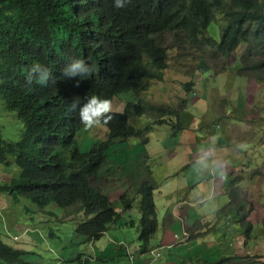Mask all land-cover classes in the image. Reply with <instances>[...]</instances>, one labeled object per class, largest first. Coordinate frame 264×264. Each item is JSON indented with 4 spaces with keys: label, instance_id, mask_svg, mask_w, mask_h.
<instances>
[{
    "label": "clouds",
    "instance_id": "obj_1",
    "mask_svg": "<svg viewBox=\"0 0 264 264\" xmlns=\"http://www.w3.org/2000/svg\"><path fill=\"white\" fill-rule=\"evenodd\" d=\"M156 2L159 3L161 0L134 2L131 0H52L50 4L57 9L58 13L55 14L58 17L56 30L69 34L87 31L96 39V42L87 39L82 51L63 50L51 62L42 64L36 61L30 64L26 69V87L31 88L34 94L32 106L12 108L11 105H14L17 99L15 89L11 90L10 78L0 79V100L8 112L17 113L23 126L19 141H7L2 134L0 140L9 143L22 142L27 148L25 154L17 146L4 149L0 145V211L3 216L14 218L17 217L18 211L24 208L27 214L26 220H30L34 213L52 217L53 213L47 212L50 206L64 209L66 211L64 221H75L77 235L83 238L84 244L94 247L92 254H85L78 259L79 264H111L115 259H126L127 264H159L166 252L169 257L161 264H180L184 258L186 262H190L191 254L184 257L174 254V251L178 245L184 244L182 243L184 239L190 241L186 245L195 247L191 240L199 237L203 239V242L195 254L204 258L205 251L209 248L206 244L207 240L212 232L218 236L221 226L217 225L215 228H209V231H201L202 218L196 210L198 203L195 204L192 200H181L185 198V195L177 184V178L180 175L187 189L190 190L211 178L214 180L215 174L206 173L208 176L204 174L205 177H202L199 164L204 169L203 162H197L191 158L186 164H181L178 161L179 156H182L185 151L192 156V151L200 153L210 148L209 136L220 139L221 144L213 147L208 153L212 150L216 151V155L224 152L227 149V133L235 124L243 127L240 131L251 129L257 134L256 140L247 144L252 148L242 149L243 151L252 153L253 148L264 149V112L254 110L248 113L247 110L251 98L264 105V99L254 97L258 90L264 93V84L246 76L247 72L244 71L252 62L264 63V54H261L264 53V41L256 44L255 54L257 55L248 61L244 59L249 50V43L246 41H241L228 53L218 49L222 42L216 39L219 44L203 46L198 53L192 49L181 50L179 47L184 43L176 40L173 34L170 37L163 36L162 41H158L156 36L152 39L153 20L149 9ZM226 2L227 0H224L222 5L215 6L214 9L222 11ZM260 3L263 4L264 0H260ZM1 8L0 3V10ZM112 8L116 10V13L112 11ZM133 14L135 26L131 29V33L136 36L139 59L146 69V73L139 75V78L135 80L134 75L125 76V71L133 67L135 59V50L127 38L128 23ZM143 17L151 22L145 23ZM219 17L220 15L216 14V20L211 24ZM33 23L36 27L40 24L36 20H33ZM49 31L50 29L46 30V33ZM97 33L105 35L109 42H116L122 56L110 58L104 55L103 48L97 40ZM188 43L190 42L185 44ZM173 50H179L181 53L174 61L173 59L170 61L173 65L172 74L169 76L167 74L170 69L169 54ZM181 56L184 58L178 61ZM95 58L98 59L95 60ZM161 58L163 64H156ZM190 60L195 62L192 72L187 73V81H182L178 77L180 76L179 67ZM9 62L10 56L3 44L0 47V66L9 67ZM199 66L203 67L201 74L198 73ZM122 68L123 70L117 73ZM210 70H213L211 78L219 76L249 78L246 86L251 87L252 90L248 93H251L247 97L248 100H245L240 107L233 106L232 111H226L228 105L224 97L210 106L208 96L205 94L201 96L197 89L205 71ZM239 70H243L242 75L239 74ZM174 77H177L178 84L186 93L184 98H179L184 105L188 107L193 100L194 104L191 105H204L206 110L209 109L204 111L207 118L205 116H199V118L208 120L207 125L209 131L214 133L213 136L198 135L192 130L190 142L187 141L182 118L186 116V113L189 114L188 109L177 110L165 101L158 103L156 99H148V95L153 90V84L174 82ZM12 80L15 85H18V77ZM139 80H144L138 88L140 90L129 91ZM187 85H191L190 92L185 89ZM139 108L148 111L142 115L133 116L141 112ZM150 108L156 111H149ZM254 114L255 117H253ZM190 115L193 120L197 118L193 114ZM143 117H147L148 122L141 126L140 120ZM135 118H139L138 125L134 123ZM180 123L183 128L175 133L176 126ZM46 125L52 127L36 138V133L42 132L44 130L42 127ZM161 127L170 128V134L155 137V131ZM132 128L139 134L132 133ZM238 135L239 140L244 141L245 136L242 137L240 133ZM246 141L247 138L244 142ZM185 142H188V146ZM165 143H173V145L168 147ZM203 146L205 148L202 150ZM61 153L64 154L63 157ZM53 158L64 159L71 166L75 165L79 174L74 175L73 181L81 185L82 189L83 186H87L96 195L88 193L90 197L78 199L64 206L51 203L66 189L69 181L66 168L63 166V171H58L59 163L52 162ZM164 159L166 163L163 169L157 172ZM204 163L209 166L212 161L206 159ZM257 167L251 168L253 172ZM193 169L195 180H191L189 176V172ZM249 176L247 170L236 168L229 180L222 181L224 190H228L226 188L228 183L229 189L232 190L230 194H227L229 201L226 207L222 206L224 207L222 212L229 206L231 194L238 188L242 189L243 182H246L244 189L247 187L249 190L250 182L256 181V179H248ZM243 190L241 191L244 192ZM188 196L187 194V198ZM145 197L153 201L150 210L154 211V215L149 212L145 214L140 210ZM252 202L249 201L248 205L257 207L251 205ZM148 206L146 204V207ZM222 212L216 211V214L222 216L226 211ZM230 212L237 213L238 217H236L243 233L245 231L242 221L243 213ZM248 212L250 214L252 210ZM132 215L136 219L130 220ZM187 220L191 223L188 227ZM222 221L225 222L224 219ZM263 221L264 216L259 219L253 218L250 221L254 225L253 231L248 234L249 237L247 238L243 233L236 248L231 249V245L229 246L232 253L221 254L218 259L238 256L242 252L255 256L249 253L255 251H247V242L253 236L255 222L262 223L261 230L264 232ZM39 223L43 225L45 220L39 217ZM94 227L100 229L99 238H91ZM129 228L137 234L134 241L117 238L122 230ZM28 233L30 231L26 230L25 234ZM192 234H194L193 237ZM207 234L208 236L204 239L203 237ZM50 236H52L51 233H49ZM7 237L11 238L9 231ZM13 239L17 241L18 237ZM103 239H107V243L103 248H98L97 244ZM3 243L8 245L15 254L19 256L25 254L28 264L44 263L43 257L35 251V245L29 240L25 242L24 248ZM203 244H206L205 251L199 253ZM104 251H107V254L98 258L99 253ZM259 256L264 258L263 254ZM60 260L58 264L65 261ZM4 263H6L5 260L0 257V264Z\"/></svg>",
    "mask_w": 264,
    "mask_h": 264
},
{
    "label": "trees",
    "instance_id": "obj_2",
    "mask_svg": "<svg viewBox=\"0 0 264 264\" xmlns=\"http://www.w3.org/2000/svg\"><path fill=\"white\" fill-rule=\"evenodd\" d=\"M52 0H0L2 8L0 10V47L4 44L10 56L9 67L0 66V79H9L11 90L15 89L16 102L11 105L12 108H23V106H32L34 101V94L31 88L26 87V69L34 62L42 64L53 61L61 51L79 49L83 50L87 43V39L96 42V39L90 34L80 32L76 34H69L56 30V22L58 20L56 11L57 9L50 4ZM136 1V0H131ZM224 0H161L155 3L149 9L152 16L151 37L156 36L158 41H162V37H170L174 35L176 40H181L183 45L179 47L181 50L192 49L196 53L203 46H214L219 44L212 34L209 32L208 27L212 21L216 20V14L220 15L216 23L221 27L222 38L218 47L223 53L232 51L241 41L249 43V50L245 55L246 61L253 59L257 54L256 44L264 41V3L261 4L260 0H227L223 6L222 11L214 9L215 6L222 5ZM116 13V10L112 8ZM33 20L38 21L40 24L36 27ZM145 23L151 20L143 17ZM135 26V15L133 14L129 19L127 38L131 46L135 50V59L133 67L125 71V76L134 75L133 79L139 78V75L146 73L145 67L139 59V46L136 42V36L131 33V29ZM41 29V31H40ZM46 33V30H49ZM56 30V31H55ZM97 40L103 48V54L107 57L114 58L115 56H122L121 49L117 46L116 42H109L105 35L97 33ZM188 44H185L187 42ZM46 50H50L49 52ZM53 50V51H51ZM45 52V53H44ZM49 53V54H48ZM54 55H52V54ZM264 54V53H261ZM53 58V59H52ZM184 57L181 56L178 61ZM98 58H95L97 60ZM156 64H163L162 58ZM263 64L260 62H252L247 66L244 71L247 72L246 76L251 79L264 84V70ZM124 68V67H123ZM120 69L117 73H119ZM182 67H179L181 69ZM239 74H243V70H239ZM151 75V74H150ZM148 76V78L150 77ZM18 77V85H15L13 78ZM117 77H120L117 75ZM125 79L124 77H121ZM147 79V78H146ZM144 80H139L135 83L134 88L129 91L138 92L139 86ZM186 91H191V85L185 87ZM255 97V96H254ZM251 102L247 105L248 113L254 110L264 112V105L257 103L253 98L249 99ZM140 113L135 115H142L147 109H138ZM130 111V110H129ZM149 111H156L150 108ZM54 122V121H52ZM51 125L42 127L44 130L36 133V138L50 129ZM182 123L176 126L175 133L182 130ZM132 133L139 134L134 128ZM35 138V140H36ZM0 145L4 149H9L12 146L19 147L25 154L27 148L23 146L22 142L9 143L0 140ZM63 157L64 154L61 153ZM52 162H57L58 171H63V166L66 168L68 176V185L66 189L61 192L51 203L55 205L64 206L66 204L75 202L78 199H85L90 197V194L96 193L89 188L78 185L73 181L75 174H79L77 169L66 163L64 159L53 158ZM82 165V164H81ZM83 166V165H82ZM247 187L243 190L247 192ZM146 204L149 206L146 207ZM247 198L243 197V192L240 188L231 194V202L225 211H236L243 213L242 221L244 222V229L247 238L253 231L252 222L248 221V215L251 210L256 207L249 206ZM153 206V201L147 197L142 201L140 210L145 214L154 215V211L150 210ZM150 210V211H149ZM224 211V212H225ZM156 215V214H155ZM116 222V221H114ZM264 224V221H263ZM187 227L191 225L187 220ZM99 227H94L91 238H99ZM194 234H192V237ZM206 244H203L202 250L199 253H204ZM107 254V251L101 252L98 258H102ZM0 257L6 263L4 264H28L26 262L27 256L25 254H15L8 245L0 240ZM192 260L186 262L184 258L180 264H264V258L260 256H250L245 252L240 253L238 256L224 257L218 260L211 261L208 257L191 255Z\"/></svg>",
    "mask_w": 264,
    "mask_h": 264
},
{
    "label": "rangeland",
    "instance_id": "obj_3",
    "mask_svg": "<svg viewBox=\"0 0 264 264\" xmlns=\"http://www.w3.org/2000/svg\"><path fill=\"white\" fill-rule=\"evenodd\" d=\"M209 32L218 42L221 41L222 32L220 26L216 22H213L210 25ZM180 53L181 52L179 50H173L171 54H169L170 69L167 71L169 76L172 74L173 65V62L170 61L172 59L174 61ZM194 64L195 62L192 60L185 63L179 70V79L182 81H187V73L192 72ZM213 70L208 72L205 71L202 76L203 80L197 85L199 94L201 96L203 94L208 96V102L210 106H213L221 97H224L228 105L226 111H232L233 106L240 107L245 102V100H248L247 97L251 94L248 93L252 90L251 87L247 88L246 86L248 85L247 81L249 78H237L234 76H219L211 78ZM202 71L203 67L199 66L198 73L201 74ZM178 83L179 81H177V77H174V82L165 81L163 83L153 84V90L148 95V99H156L158 103L165 101L168 105L173 106L177 110L188 109L187 111L189 114L185 111H181L186 113V116L182 118V120L183 124L185 125L187 141H189L192 130H194L198 135L213 136L214 133L209 131V126L207 125L208 120H206V118L208 116L206 117L204 115V111H209V109L206 110L204 105H191L194 104L193 100L190 101V105L188 107L184 105L182 99L179 98H184L186 93ZM255 97L256 99H264V93L258 90L255 93ZM190 114L195 115L197 118H194L193 120ZM199 116H205L206 118L200 119ZM253 117H255V114ZM147 122V117H143L140 120L141 126L145 125ZM134 123L135 125H138L139 118H135ZM22 127V123L18 119L17 113L8 112V110L5 109L4 103H2L0 100V135L2 134L4 139L7 141H19L21 139ZM239 133L242 137L245 136L244 140L247 138V141L244 142L242 140L235 139V144L227 145V149L224 152H221L222 154L218 157L216 156V151L212 150L210 153H208V151L216 145L221 144V140L211 138L209 136L211 142L210 148L204 149L205 146H203L202 150H204L200 153H194L192 151L193 157L188 153V151H185V153L182 156L180 155L178 158V161L181 162V164H186L191 158L197 162H203L204 173H208L210 169L214 171L216 169V164L220 168H226L224 171H222L220 176L215 177L214 180L211 178L210 180L204 181L201 185L196 187L197 189L195 188L188 190L181 176L178 175L177 178V184L179 188L183 190L182 193L185 195V198L181 200H192L193 203H198L196 210L199 213V216L202 218L201 231H209V228L211 227L215 228L217 225L221 226L218 236L214 232L210 231L212 234L206 242L209 248L207 251H205L204 256L209 257L208 259L211 261L217 260L221 254H231L232 252L230 251L229 246L231 245V249L236 248L238 246V240L244 234L246 235V231L243 232L244 234L242 233L243 230L238 222L239 220L237 219V213L230 211H226L225 213L222 212V209L226 207V204L229 201L227 194H230V191L232 190L229 189V183L226 185L228 190H224V187L220 189V186L221 184H224L222 181L227 179L229 180V177L232 175L230 172L236 170V168L247 170L250 175L248 179H256V181L250 182L249 190L246 193L243 192V197L247 198L248 201H253L251 205L257 206L248 215L249 221H252L253 218L259 219L260 217L264 216V166L262 165L264 163V149L259 150L253 148L252 153L243 151L242 148L238 147L237 145L244 144L247 148H252L247 144H250L256 140L257 134L251 129H248L247 131L242 130L239 131ZM167 134H170V128L161 127L155 131L154 136L163 137ZM153 141H155V139ZM212 158H214L213 161L215 164H210L207 166V164L204 162L206 159L212 161ZM165 163L166 160L164 159L157 172L163 169ZM252 167H257L254 172L251 169ZM199 170L201 171V176L205 177L200 167ZM245 183L246 182L242 183L241 190L244 189ZM214 187L217 189L216 193H218V195L212 196ZM199 190H202V192L200 191V195L197 193ZM187 194L189 195L188 198ZM206 197L207 200L204 201L203 199ZM29 203L32 204L31 202ZM216 211H220L224 214L219 216L216 214ZM47 212H52V217L49 218L46 215L34 213L31 216L32 219L26 220L27 214L24 208H21L18 211L17 217L14 218H7V216L5 217L0 211V240L18 248H24L25 242L28 240L31 241L35 245V251L40 253L43 257V264H58L61 261L60 259L65 260L61 264H79L78 259L80 257L85 254H92L94 252V247L89 244H84L83 238L77 235V223L75 221H64V215L66 212L64 209L57 206H50L47 209ZM37 215L45 220L43 225L39 223V217ZM179 218L180 217L178 216V219ZM133 219H136L134 215L131 216L130 220ZM223 219L225 221L224 223L222 221ZM261 229L262 223L255 222L253 236L247 242V251H255L249 252L251 255H264V232ZM26 230H29L30 233L25 234ZM8 231L11 235V238L7 237ZM49 233H51L52 236L49 237ZM180 236H182V234H180ZM14 237H18V240L14 241ZM117 238L132 242L137 238V234L130 228L124 229L117 235ZM189 242L190 241L188 239H184L182 242L184 244L178 245L174 251V254H179L185 257L188 254V247L186 244ZM106 243L107 239H103L97 244V247L103 248ZM205 248L206 247H204V249ZM196 256H198V254ZM168 257L169 254L166 252L159 264L165 261ZM111 264H127V260L115 259Z\"/></svg>",
    "mask_w": 264,
    "mask_h": 264
},
{
    "label": "crops",
    "instance_id": "obj_4",
    "mask_svg": "<svg viewBox=\"0 0 264 264\" xmlns=\"http://www.w3.org/2000/svg\"><path fill=\"white\" fill-rule=\"evenodd\" d=\"M243 127L240 125V124H235L234 126H232L230 128V131L227 133V136H226V144L227 145H231V144H235V139H238L240 138V136L238 135L239 134V131L240 129H242ZM245 141V140H244ZM186 143V146H188V142H185ZM244 143V142H243ZM166 144V143H165ZM173 143H169V144H166V146L170 147L172 146ZM240 145V144H239ZM238 146V145H237ZM239 147V146H238ZM243 150H246L249 148H247L244 144L242 146H240ZM222 153H219L218 155H216L217 157L220 156ZM214 158H212V163L211 164H215L214 161H213ZM264 164V163H263ZM200 165V168L201 170L203 171V166L201 164ZM224 169L226 168H220L217 166L216 164V169L213 171V170H209V172L207 174H215V177H218L219 175H221L222 171H224ZM227 170H231V169H227ZM234 171L230 172V173H233ZM204 173V172H203ZM194 174H195V170L193 169L191 172H189V176L191 178V180H195V177H194ZM205 175H207L206 173H204ZM208 176V175H207ZM206 176V177H207ZM224 187V184L220 186V189H222ZM216 188L214 187L213 189V195L216 194ZM200 191L202 192V190H199L197 191V193L200 195ZM207 200V197L205 198ZM204 200V199H203ZM199 214V213H198ZM208 236L205 235L203 238L205 239L206 237ZM192 243L195 244V247H193L192 245H187L188 247V254H191V255H194V253L196 252L197 248H199L200 244L203 242V239L202 238H197L195 240H191ZM172 258V257H171Z\"/></svg>",
    "mask_w": 264,
    "mask_h": 264
},
{
    "label": "bare ground",
    "instance_id": "obj_5",
    "mask_svg": "<svg viewBox=\"0 0 264 264\" xmlns=\"http://www.w3.org/2000/svg\"><path fill=\"white\" fill-rule=\"evenodd\" d=\"M46 51H48V50H46ZM49 51H50V50H49ZM49 51H48V52H49ZM51 51H53V50H51ZM44 53H45V52H44ZM48 54H49V53H48ZM51 54H52V53H51ZM52 55H54V54H52ZM52 59H53V58H52Z\"/></svg>",
    "mask_w": 264,
    "mask_h": 264
}]
</instances>
